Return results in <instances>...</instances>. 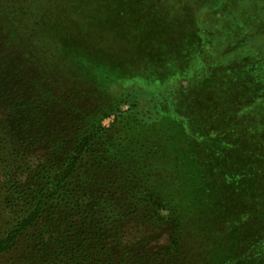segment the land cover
I'll use <instances>...</instances> for the list:
<instances>
[{
  "label": "trees",
  "instance_id": "16d2710c",
  "mask_svg": "<svg viewBox=\"0 0 264 264\" xmlns=\"http://www.w3.org/2000/svg\"><path fill=\"white\" fill-rule=\"evenodd\" d=\"M0 264H264V0H0Z\"/></svg>",
  "mask_w": 264,
  "mask_h": 264
},
{
  "label": "rangeland",
  "instance_id": "374dc122",
  "mask_svg": "<svg viewBox=\"0 0 264 264\" xmlns=\"http://www.w3.org/2000/svg\"><path fill=\"white\" fill-rule=\"evenodd\" d=\"M172 83H173L172 81H169V82H168V85L166 86V88H169V85L172 84ZM123 109L126 110V109H127V106L125 105V106L123 107ZM106 123H107V122H106Z\"/></svg>",
  "mask_w": 264,
  "mask_h": 264
}]
</instances>
